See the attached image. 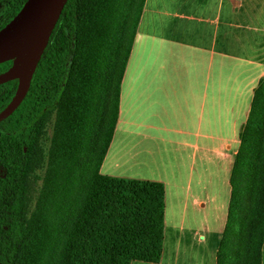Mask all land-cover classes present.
Instances as JSON below:
<instances>
[{"label":"trees","instance_id":"trees-1","mask_svg":"<svg viewBox=\"0 0 264 264\" xmlns=\"http://www.w3.org/2000/svg\"><path fill=\"white\" fill-rule=\"evenodd\" d=\"M25 1L0 0V28ZM133 2L68 0L26 97L0 121V264L18 263L27 233L25 205L34 152L49 114L57 109L61 117L67 105H73V110L62 129L69 130L71 136L76 129L78 134L74 139L81 148L78 153L84 173L80 181L85 191L66 232L61 264L160 260L164 184L100 172L116 122L119 84L144 0L132 24L124 7L132 8ZM120 7L125 10L118 13ZM12 63V59L0 63V73ZM16 88L17 80L0 84V111ZM65 134L60 133V146L66 141ZM230 183L232 194L217 264H262L264 78L254 90L252 107L240 132ZM245 196L246 211L239 219ZM236 225L239 228L234 231Z\"/></svg>","mask_w":264,"mask_h":264},{"label":"crops","instance_id":"crops-1","mask_svg":"<svg viewBox=\"0 0 264 264\" xmlns=\"http://www.w3.org/2000/svg\"><path fill=\"white\" fill-rule=\"evenodd\" d=\"M263 78L264 0H144L100 165L164 184L161 258L130 264H217L240 132Z\"/></svg>","mask_w":264,"mask_h":264},{"label":"rangeland","instance_id":"rangeland-1","mask_svg":"<svg viewBox=\"0 0 264 264\" xmlns=\"http://www.w3.org/2000/svg\"><path fill=\"white\" fill-rule=\"evenodd\" d=\"M140 2L141 0H134L132 8L123 6L126 8L124 11L125 9L122 10L120 7L118 13L122 10L129 14L133 24V18L140 9ZM110 38L113 39L114 35H110ZM99 39L101 37L97 40ZM72 110L73 105H67L61 117L57 109L49 114L35 149V161L28 180L25 205L27 233L17 264H61L62 262L66 232L85 191V186L80 181L84 173V164L81 163L78 153L81 148L78 149L74 139L78 134L76 129L71 131L72 136L69 130L62 129L64 124L69 122ZM71 122L74 123L75 120L71 119ZM64 131L66 134L63 138L66 141L63 140L65 143L60 146V133ZM69 136L73 137L70 138L72 144L68 139ZM246 200L245 196L239 219L243 218V213L246 211ZM209 216L212 221L213 210L209 211ZM238 228L239 225H236L234 231Z\"/></svg>","mask_w":264,"mask_h":264},{"label":"water","instance_id":"water-1","mask_svg":"<svg viewBox=\"0 0 264 264\" xmlns=\"http://www.w3.org/2000/svg\"><path fill=\"white\" fill-rule=\"evenodd\" d=\"M68 0H26L18 12L0 28V63L12 65L0 73V84L17 80L9 103L0 111V121L11 115L26 97L36 68ZM14 59L10 53L19 49Z\"/></svg>","mask_w":264,"mask_h":264},{"label":"bare ground","instance_id":"bare-ground-1","mask_svg":"<svg viewBox=\"0 0 264 264\" xmlns=\"http://www.w3.org/2000/svg\"><path fill=\"white\" fill-rule=\"evenodd\" d=\"M21 47H22V46L19 45V46H18L19 49L14 50V51H12V52L10 53V55H11L14 59H17V58L19 57V55H20V48H21Z\"/></svg>","mask_w":264,"mask_h":264}]
</instances>
